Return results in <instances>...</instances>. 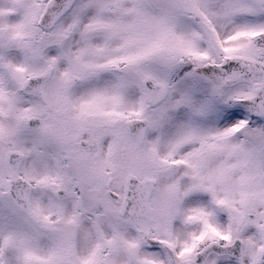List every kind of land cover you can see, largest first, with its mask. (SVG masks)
I'll use <instances>...</instances> for the list:
<instances>
[{
    "label": "snow or ice",
    "instance_id": "snow-or-ice-1",
    "mask_svg": "<svg viewBox=\"0 0 264 264\" xmlns=\"http://www.w3.org/2000/svg\"><path fill=\"white\" fill-rule=\"evenodd\" d=\"M0 264H264V0H0Z\"/></svg>",
    "mask_w": 264,
    "mask_h": 264
}]
</instances>
